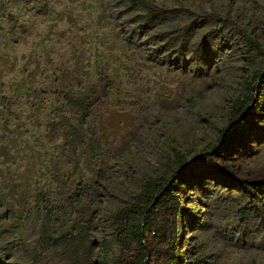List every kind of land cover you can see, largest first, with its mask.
Returning a JSON list of instances; mask_svg holds the SVG:
<instances>
[{
  "label": "rangeland",
  "instance_id": "374dc122",
  "mask_svg": "<svg viewBox=\"0 0 264 264\" xmlns=\"http://www.w3.org/2000/svg\"><path fill=\"white\" fill-rule=\"evenodd\" d=\"M143 1L168 13L143 24L130 0H0V264H112V214L173 172L174 153L214 144L261 69L239 31L264 47V0ZM101 76L110 88L73 152L66 124L77 128L79 111L63 96H88ZM214 161L222 175L199 167L178 186L177 264H264V186L236 183L264 180V100ZM38 195L63 208L50 232L78 236L58 262L37 249Z\"/></svg>",
  "mask_w": 264,
  "mask_h": 264
},
{
  "label": "trees",
  "instance_id": "16d2710c",
  "mask_svg": "<svg viewBox=\"0 0 264 264\" xmlns=\"http://www.w3.org/2000/svg\"><path fill=\"white\" fill-rule=\"evenodd\" d=\"M131 4H138L143 12V24L163 18L166 10L152 7L143 0H130ZM208 17V16H207ZM210 18V17H208ZM244 47L249 53L256 54L263 59L262 67L253 76L244 80L246 95L237 99L228 113L227 126L220 132L214 144L207 146L190 159L174 153L172 163L175 170L168 176L161 175L155 179H147L132 201L117 209L111 216V229L116 244V255L112 264H177L179 248L182 243L184 225L182 224L181 208L177 195L180 182L199 167H204L210 177L223 174L222 168L214 159L228 147L242 141L244 129L251 126L258 118L259 110L264 100V47L255 44L244 33L239 31ZM98 89H91L88 96L71 98L62 95L63 101L79 111L78 127L66 124L71 151L81 143L80 130L85 127L93 106L99 105L110 88V82L100 77ZM252 85L254 86L252 88ZM226 182H229L227 180ZM242 188L257 189L264 186V180L255 182L236 181ZM82 188L76 184L67 200V206L72 208L79 202ZM37 203H44L43 223L37 249L41 252L50 250L52 260L58 262V252L64 251V243L77 238L72 233H61L55 237L49 230V219L53 211L63 214L62 207H53L37 196ZM1 234V232H0Z\"/></svg>",
  "mask_w": 264,
  "mask_h": 264
}]
</instances>
